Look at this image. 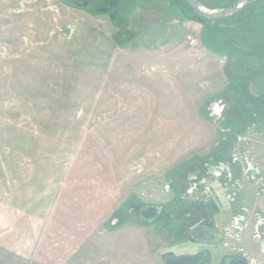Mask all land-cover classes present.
<instances>
[{
	"label": "rangeland",
	"instance_id": "374dc122",
	"mask_svg": "<svg viewBox=\"0 0 264 264\" xmlns=\"http://www.w3.org/2000/svg\"><path fill=\"white\" fill-rule=\"evenodd\" d=\"M83 2L0 0V264H264V73L183 0Z\"/></svg>",
	"mask_w": 264,
	"mask_h": 264
},
{
	"label": "trees",
	"instance_id": "16d2710c",
	"mask_svg": "<svg viewBox=\"0 0 264 264\" xmlns=\"http://www.w3.org/2000/svg\"><path fill=\"white\" fill-rule=\"evenodd\" d=\"M179 5L182 6L181 3ZM186 6L191 10L187 4ZM204 24H212L207 32L222 39L223 49L229 50V47L236 51L234 58L232 57V64L240 62L237 61L239 55L244 56L247 63L250 60L251 66L255 67L262 76L264 73V0L246 4L233 16L217 21H206ZM238 66L242 67L241 62Z\"/></svg>",
	"mask_w": 264,
	"mask_h": 264
},
{
	"label": "water",
	"instance_id": "95a60500",
	"mask_svg": "<svg viewBox=\"0 0 264 264\" xmlns=\"http://www.w3.org/2000/svg\"><path fill=\"white\" fill-rule=\"evenodd\" d=\"M196 13L197 21L204 24L205 21H217L227 17L233 16L240 12L246 4H253L259 0H236L233 4L220 10H208L203 7L197 0H184ZM162 212L160 206H150L140 212V215L145 219H154L158 217ZM193 237L197 240H212L214 235L209 228L197 227L194 229ZM207 256L205 253L198 254H184L175 257H166L164 259L165 264H205ZM249 264V261L245 257H229L223 261L222 264Z\"/></svg>",
	"mask_w": 264,
	"mask_h": 264
},
{
	"label": "built area",
	"instance_id": "2783aa9c",
	"mask_svg": "<svg viewBox=\"0 0 264 264\" xmlns=\"http://www.w3.org/2000/svg\"><path fill=\"white\" fill-rule=\"evenodd\" d=\"M191 37H189V39H190ZM191 43H194V40L193 39H191ZM224 110H225V105H224V103L222 102V101H216V102H214L213 103V105H212V107H210V111H211V113H213V114H215V115H217V114H223V112H224ZM248 161V160H247ZM236 222V221H235ZM262 223L260 222V223H258L257 225H256V235H255V238H257V239H260L261 238V233L259 232V226L261 225ZM233 226H235L234 228L236 229V230H241V227H240V225L238 224V222H236ZM237 236L238 235H236V238H237ZM251 264H262L260 261H258V262H253V261H251Z\"/></svg>",
	"mask_w": 264,
	"mask_h": 264
},
{
	"label": "flooded vegetation",
	"instance_id": "af4514ba",
	"mask_svg": "<svg viewBox=\"0 0 264 264\" xmlns=\"http://www.w3.org/2000/svg\"><path fill=\"white\" fill-rule=\"evenodd\" d=\"M174 1V3L176 4V5H178L179 4V0H173ZM198 1V0H197ZM90 2H91V0H84V2H83V6L85 7V8H87L88 6H89V4H90ZM183 2L185 3V4H187L184 0H183ZM188 5V4H187ZM91 6H93V5H91ZM115 6H116V2H108L107 3V5H104V6H102V7H100V8H97V10H100V11H102L103 13H108V12H110L113 8H115ZM189 6V5H188ZM190 7V6H189ZM191 8V7H190ZM191 10L193 11V12H195L192 8H191ZM196 13V12H195ZM197 14V13H196ZM195 19L197 20V15L195 16ZM206 22V21H205ZM213 105V104H212ZM212 105H211V107H212ZM221 168V167H220ZM222 170V168L220 169V171ZM216 171H218V170H216ZM200 241V240H199ZM229 257H238V258H240V256H237V255H230V256H228V258ZM226 260V259H225ZM234 262V264L236 263V261H233Z\"/></svg>",
	"mask_w": 264,
	"mask_h": 264
}]
</instances>
